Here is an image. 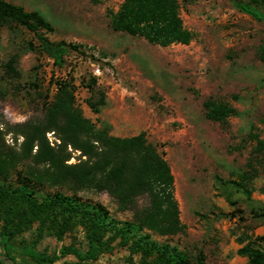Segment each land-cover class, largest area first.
<instances>
[{
	"label": "rangeland",
	"instance_id": "1",
	"mask_svg": "<svg viewBox=\"0 0 264 264\" xmlns=\"http://www.w3.org/2000/svg\"><path fill=\"white\" fill-rule=\"evenodd\" d=\"M4 1L38 12L53 27L51 41L77 48L57 68L37 51L33 33L13 24L1 27L0 122L7 127L41 118L54 81L66 79L75 105L97 128L119 137L144 131L168 163L185 230L171 237L150 234L152 239L177 246L191 264H243L246 259L236 253L240 246L264 245V216L257 214L264 205V150L253 152L257 140L264 143V62L257 57L264 20L240 8L249 5L264 16V3L177 0L194 37L188 45L160 47L113 31L108 12L122 0ZM11 56L18 76L3 67ZM100 94L103 104L96 106ZM209 98L228 103L234 113L224 122L206 119L202 103ZM10 136L5 135L8 145ZM248 160L255 162L253 174ZM237 192L245 197L232 200ZM76 196L101 204L115 220L131 218L105 192ZM104 240L93 264H138L139 254H131L119 238L109 233ZM66 247L88 250L79 225L59 237L36 220L17 221L9 229L0 220V253L16 264H75L73 255L60 253Z\"/></svg>",
	"mask_w": 264,
	"mask_h": 264
},
{
	"label": "trees",
	"instance_id": "2",
	"mask_svg": "<svg viewBox=\"0 0 264 264\" xmlns=\"http://www.w3.org/2000/svg\"><path fill=\"white\" fill-rule=\"evenodd\" d=\"M240 8L264 20L255 8ZM108 18L113 31L160 47L188 45L194 37L183 24L177 0H122L115 12H108ZM11 24L33 33L38 41L37 51L57 68L64 65L69 50L77 48L65 41H51L47 34L53 27L38 12L0 0V28ZM29 46L32 47L30 43ZM257 57L264 62V42L258 47ZM13 64L11 56L3 67L10 75L18 76ZM103 100L104 95L100 94L96 106L102 105ZM89 106L95 108L93 104ZM202 106L206 119L214 122H224L234 113L228 103L212 98ZM42 107L39 119L7 127L0 122V220L4 229L13 228L17 221L36 220L60 237L79 225L88 250L82 253L66 247L60 252L73 255L75 264H93L106 246L104 238L109 233L119 238L131 254H139L138 264H191L177 246L159 244L151 238L150 234L175 236L183 233L185 226L179 219L169 165L147 141L145 132L119 137L97 128L75 105L73 85L66 79L54 81L52 99L46 98ZM50 132L54 142L46 136ZM7 134L11 135L12 145L6 143ZM263 150L264 143L257 140L253 152L257 155ZM74 153H78L76 161L67 163ZM254 163L246 162L251 174L255 173ZM48 189L54 191L50 193ZM59 190H70L71 195ZM90 190L105 192L117 210L129 212L131 218L115 220L101 204L76 196ZM257 214L264 216V205ZM5 234L12 236L10 231ZM236 253L246 259L243 264H264L262 244L247 242ZM0 264L16 263L9 254L0 253Z\"/></svg>",
	"mask_w": 264,
	"mask_h": 264
},
{
	"label": "water",
	"instance_id": "3",
	"mask_svg": "<svg viewBox=\"0 0 264 264\" xmlns=\"http://www.w3.org/2000/svg\"><path fill=\"white\" fill-rule=\"evenodd\" d=\"M244 198L245 197V195L244 194H242V193H240V192H237V193H235V194H233V196H232V200H235V199H237V198Z\"/></svg>",
	"mask_w": 264,
	"mask_h": 264
},
{
	"label": "built area",
	"instance_id": "4",
	"mask_svg": "<svg viewBox=\"0 0 264 264\" xmlns=\"http://www.w3.org/2000/svg\"><path fill=\"white\" fill-rule=\"evenodd\" d=\"M48 140L50 141V138L52 137V132L46 134Z\"/></svg>",
	"mask_w": 264,
	"mask_h": 264
}]
</instances>
